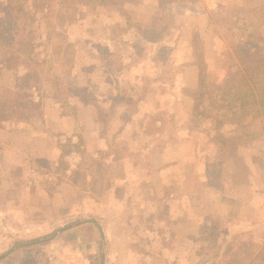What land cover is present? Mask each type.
<instances>
[{
	"label": "rangeland",
	"instance_id": "rangeland-1",
	"mask_svg": "<svg viewBox=\"0 0 264 264\" xmlns=\"http://www.w3.org/2000/svg\"><path fill=\"white\" fill-rule=\"evenodd\" d=\"M14 1L0 19L28 34L0 37V264H248L264 0H22L42 4L31 18Z\"/></svg>",
	"mask_w": 264,
	"mask_h": 264
},
{
	"label": "trees",
	"instance_id": "trees-1",
	"mask_svg": "<svg viewBox=\"0 0 264 264\" xmlns=\"http://www.w3.org/2000/svg\"><path fill=\"white\" fill-rule=\"evenodd\" d=\"M14 3L16 4L14 6L15 11L18 13L25 14L29 18L33 16L34 11L36 12L37 9L38 10L39 8L43 9L42 4L34 3L31 6H29V8H26L24 7L22 0H15ZM47 12H50V11H47ZM24 34H28V33L24 31L22 25H14L13 21H2L0 19V37H2V39L4 40L3 42H1L2 44L6 43L8 46H10V48H14V46H16L17 44L16 40L18 39L16 38V36L18 35L19 37V35H24ZM23 46L28 49L32 47V45L28 46L27 44L25 45L23 44ZM19 78H20L19 80L21 81L26 80V83H28L29 81L33 79V76L31 72H28V73H25L24 76H21ZM202 89L200 90L201 96L203 95ZM41 239L43 238L36 237L31 242H34V243L40 242ZM10 250H12V248H9L7 251L1 253L0 258L6 256ZM248 264H264V245L260 248L256 256L253 257Z\"/></svg>",
	"mask_w": 264,
	"mask_h": 264
},
{
	"label": "crops",
	"instance_id": "crops-1",
	"mask_svg": "<svg viewBox=\"0 0 264 264\" xmlns=\"http://www.w3.org/2000/svg\"><path fill=\"white\" fill-rule=\"evenodd\" d=\"M94 222V221H93ZM5 257V256H4Z\"/></svg>",
	"mask_w": 264,
	"mask_h": 264
}]
</instances>
